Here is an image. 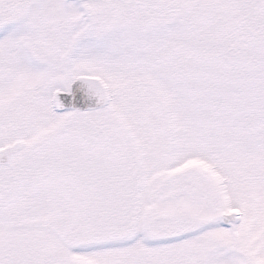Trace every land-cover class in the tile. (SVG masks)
Wrapping results in <instances>:
<instances>
[{
    "label": "snow or ice",
    "instance_id": "snow-or-ice-1",
    "mask_svg": "<svg viewBox=\"0 0 264 264\" xmlns=\"http://www.w3.org/2000/svg\"><path fill=\"white\" fill-rule=\"evenodd\" d=\"M0 264H264V0H0Z\"/></svg>",
    "mask_w": 264,
    "mask_h": 264
}]
</instances>
